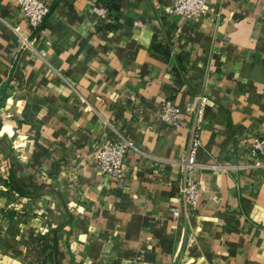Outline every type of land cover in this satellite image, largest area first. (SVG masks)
Returning a JSON list of instances; mask_svg holds the SVG:
<instances>
[{"label":"crops","instance_id":"0c3cea01","mask_svg":"<svg viewBox=\"0 0 264 264\" xmlns=\"http://www.w3.org/2000/svg\"><path fill=\"white\" fill-rule=\"evenodd\" d=\"M43 1L33 27L0 0V264H264V0H207L199 21L173 0ZM197 130L200 198L175 217ZM122 137L118 182L94 152Z\"/></svg>","mask_w":264,"mask_h":264},{"label":"built area","instance_id":"2783aa9c","mask_svg":"<svg viewBox=\"0 0 264 264\" xmlns=\"http://www.w3.org/2000/svg\"><path fill=\"white\" fill-rule=\"evenodd\" d=\"M18 8L33 27L41 25L48 16L50 9L43 0H17ZM207 0H173L170 14L181 16L192 21H199L206 13ZM94 10L101 18H106L108 10L106 7L93 4ZM202 98L197 100L196 106L201 111ZM181 117V109L172 100H166L161 105L160 118L163 122L178 125ZM201 118H198L200 122ZM198 130L195 131L189 141L185 160L181 163L183 181L180 191V200L171 211L175 217L181 215L182 210L196 208L201 188L199 182L194 178L195 171L199 168L197 152L199 149ZM132 143L120 138L111 143L101 144L94 152L97 159L96 168L103 175L114 178L118 182L125 179L124 166ZM264 149V140L256 139L253 152L257 154Z\"/></svg>","mask_w":264,"mask_h":264}]
</instances>
